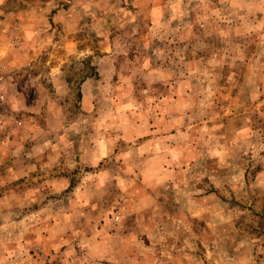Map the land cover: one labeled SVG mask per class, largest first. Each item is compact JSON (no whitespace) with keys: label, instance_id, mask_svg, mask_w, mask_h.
<instances>
[{"label":"rangeland","instance_id":"rangeland-1","mask_svg":"<svg viewBox=\"0 0 264 264\" xmlns=\"http://www.w3.org/2000/svg\"><path fill=\"white\" fill-rule=\"evenodd\" d=\"M0 264H264V0H0Z\"/></svg>","mask_w":264,"mask_h":264}]
</instances>
